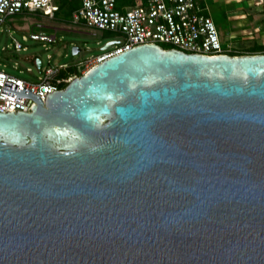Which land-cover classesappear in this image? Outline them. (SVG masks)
I'll return each instance as SVG.
<instances>
[{
    "label": "water",
    "instance_id": "1",
    "mask_svg": "<svg viewBox=\"0 0 264 264\" xmlns=\"http://www.w3.org/2000/svg\"><path fill=\"white\" fill-rule=\"evenodd\" d=\"M17 86L36 105L0 111V264H264V53L149 43L44 102Z\"/></svg>",
    "mask_w": 264,
    "mask_h": 264
},
{
    "label": "built area",
    "instance_id": "2",
    "mask_svg": "<svg viewBox=\"0 0 264 264\" xmlns=\"http://www.w3.org/2000/svg\"><path fill=\"white\" fill-rule=\"evenodd\" d=\"M205 0H80V5L71 13V21L88 28L116 33L119 37L110 48L85 58L80 66L76 65L79 74H84L104 59L116 55L131 47L155 43L163 48H174L186 53L200 55H230L233 48L223 46L220 42L213 19L207 13ZM40 13L54 19L58 4L54 0H0V25L9 15L21 12ZM36 27L42 26L37 24ZM53 43L57 40L56 33L31 29L29 35L22 39ZM15 50H24L25 46L13 39ZM111 41V40H110ZM35 63V60H34ZM58 66H44L41 61L37 81H29L0 70V111L8 110L29 112L36 101L31 97H19L2 92L5 81L29 89L32 94L45 101L47 93L63 88L73 76H62Z\"/></svg>",
    "mask_w": 264,
    "mask_h": 264
},
{
    "label": "rangeland",
    "instance_id": "3",
    "mask_svg": "<svg viewBox=\"0 0 264 264\" xmlns=\"http://www.w3.org/2000/svg\"><path fill=\"white\" fill-rule=\"evenodd\" d=\"M205 5L207 13L215 23L223 46L232 45L231 47L235 50L246 51L255 45H264V37L258 40L256 38L243 39L244 36L241 35L236 36L242 29L249 27V21L232 18L233 14L247 13L249 6L253 5L252 0H205ZM66 15L67 10L63 9L54 19L27 11L7 16L0 25V70L29 81H37L42 73L34 63L36 58H39L44 66H58L66 63L78 65L81 70V63L85 58L100 53L102 45L119 37L113 32L75 24L71 21V15L69 17ZM37 24L42 27H36ZM31 29L47 33L55 31L57 40L48 43L29 38L22 39V35L28 36ZM13 39L20 41L25 49L15 50ZM73 47L79 48L78 53H72Z\"/></svg>",
    "mask_w": 264,
    "mask_h": 264
},
{
    "label": "crops",
    "instance_id": "4",
    "mask_svg": "<svg viewBox=\"0 0 264 264\" xmlns=\"http://www.w3.org/2000/svg\"><path fill=\"white\" fill-rule=\"evenodd\" d=\"M252 1H253V5L252 6L248 5L249 9L247 13L241 12L239 14H233L232 18L248 19L249 21V27H247V29H242L241 32L236 34V36L241 35L244 36L243 39L256 38L259 40V38L264 37V0H252ZM253 7H259V8L254 9Z\"/></svg>",
    "mask_w": 264,
    "mask_h": 264
},
{
    "label": "trees",
    "instance_id": "5",
    "mask_svg": "<svg viewBox=\"0 0 264 264\" xmlns=\"http://www.w3.org/2000/svg\"><path fill=\"white\" fill-rule=\"evenodd\" d=\"M58 4V11L60 10H67V17H69L75 9H77L80 5V0H54ZM263 53L264 52V45H255L254 47H251L250 49L246 51H239L233 49L230 53V55H240V54H251V53ZM62 76H73V75H80L77 71V68L75 65H68L66 68L60 69V73ZM66 84L62 85L64 87Z\"/></svg>",
    "mask_w": 264,
    "mask_h": 264
}]
</instances>
